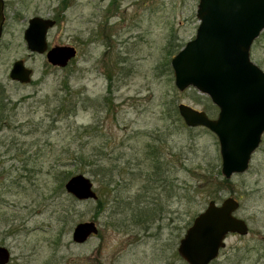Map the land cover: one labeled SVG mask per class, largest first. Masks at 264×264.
<instances>
[{"label":"rangeland","instance_id":"1","mask_svg":"<svg viewBox=\"0 0 264 264\" xmlns=\"http://www.w3.org/2000/svg\"><path fill=\"white\" fill-rule=\"evenodd\" d=\"M0 40V247L8 264H186L179 239L210 201L239 203L245 236L229 233L212 264H264V134L243 174L226 180L216 136L190 129L184 103L214 119L194 89L179 92L171 59L195 37L199 0H4ZM33 17L56 20L50 48L65 68L31 54ZM23 61L28 84L9 79ZM250 60L264 72V30ZM75 175L97 201L66 193ZM97 234L73 242L76 225Z\"/></svg>","mask_w":264,"mask_h":264},{"label":"water","instance_id":"2","mask_svg":"<svg viewBox=\"0 0 264 264\" xmlns=\"http://www.w3.org/2000/svg\"><path fill=\"white\" fill-rule=\"evenodd\" d=\"M0 0V35L4 23ZM199 25L195 37L171 59L174 85L179 92L194 89L218 109L210 118L184 103L177 112L187 128H204L219 144L221 174L228 180L247 171L253 153L264 134V72L250 60V49L264 30V0H199ZM55 21L33 17L23 39L30 53L45 55L46 61L65 68L76 57L70 46L49 48L47 34ZM1 38V36H0ZM9 79L19 84L31 81L32 71L23 61L11 66ZM77 201H96L92 182L83 175L71 177L64 185ZM239 203L227 198L220 205L210 201L179 239L177 254L186 264H211L225 247V237L245 236L246 223L235 217ZM98 232L95 223L76 225L72 240L78 244ZM10 254L0 247V264H8Z\"/></svg>","mask_w":264,"mask_h":264},{"label":"flooded vegetation","instance_id":"3","mask_svg":"<svg viewBox=\"0 0 264 264\" xmlns=\"http://www.w3.org/2000/svg\"><path fill=\"white\" fill-rule=\"evenodd\" d=\"M1 4H2V6H3V13L5 14V11H4V9H5V5H6V3H5V1L4 0H1ZM5 16V15H4ZM5 18V17H4ZM45 19V18H44ZM51 19V18H50ZM30 20V19H29ZM28 20V21H29ZM51 20H54L55 22L54 23H56V20L54 19V18H52ZM4 22H5V20H4ZM3 25H4V23H3ZM25 31V30H24ZM2 33H3V27H2ZM1 36V35H0ZM2 37V36H1ZM0 40H1V38H0ZM49 46V45H48ZM50 48V47H49ZM31 54H34V53H31ZM77 54V53H76ZM43 56H45L44 54H43ZM13 82V81H12ZM15 83H17V82H15ZM97 201V200H96Z\"/></svg>","mask_w":264,"mask_h":264},{"label":"trees","instance_id":"4","mask_svg":"<svg viewBox=\"0 0 264 264\" xmlns=\"http://www.w3.org/2000/svg\"><path fill=\"white\" fill-rule=\"evenodd\" d=\"M176 109H177V108H176ZM205 113H206V112H205ZM206 114H207V113H206ZM208 114H209V115L213 114L212 109H209ZM208 114H207V115H208ZM209 115H208V116H209ZM212 263H213V261H212ZM212 263H211V264H212Z\"/></svg>","mask_w":264,"mask_h":264}]
</instances>
